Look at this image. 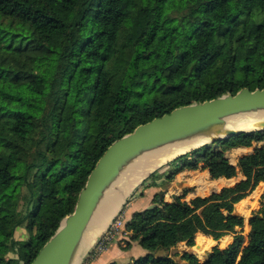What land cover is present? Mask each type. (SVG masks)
<instances>
[{"label": "trees", "instance_id": "trees-1", "mask_svg": "<svg viewBox=\"0 0 264 264\" xmlns=\"http://www.w3.org/2000/svg\"><path fill=\"white\" fill-rule=\"evenodd\" d=\"M245 87L264 88V0H0V264L34 260L116 139L178 106ZM170 164L166 182L199 168L213 180L241 178L190 200L191 187L172 200L157 191L125 217L127 246L136 240L149 252L123 264H264V193L248 236L236 212L264 181V131ZM19 227L27 239H15ZM198 233L233 240L204 260L170 255L181 242L194 247Z\"/></svg>", "mask_w": 264, "mask_h": 264}, {"label": "water", "instance_id": "water-1", "mask_svg": "<svg viewBox=\"0 0 264 264\" xmlns=\"http://www.w3.org/2000/svg\"><path fill=\"white\" fill-rule=\"evenodd\" d=\"M258 130L264 131V88L249 87L235 94L178 106L138 125L108 146L81 189L74 211L63 218L30 264H72L102 204L122 184L135 161L145 154L184 141L204 140L156 167L141 182L195 148Z\"/></svg>", "mask_w": 264, "mask_h": 264}, {"label": "crops", "instance_id": "crops-1", "mask_svg": "<svg viewBox=\"0 0 264 264\" xmlns=\"http://www.w3.org/2000/svg\"><path fill=\"white\" fill-rule=\"evenodd\" d=\"M248 151H251V148H238V149H235L233 151V156L235 157L234 159L231 158L232 162L236 163L237 162V158L242 155L243 153H246ZM232 154V153H231ZM192 172H199V173H202V172H207L208 175H210L209 173V170H202V168H199V169H186L180 173H178L175 177V179L171 182H166L165 181V176H162L159 181L155 182V184H153L154 186L149 188V189H142L140 191V196L139 198H135L136 199V202L139 203V205L136 206V208H134L130 214L128 215V210L125 212V215L127 216V219H129L132 214L137 211L136 209H141L142 210V207H144L143 205H147L146 207H148L149 204H152V200H153V197H154V194L157 192V191H160V190H163V191H166V195L169 196V197H166V200H172L173 199V196L175 195H178V194H181L183 189L187 188V187H194L196 185V183H194L193 179L190 180L189 177H187L186 175L187 174H190ZM241 178V176H238V177H233V178H225V177H221L219 179H221L222 181H229L230 183H228L229 185H232L234 184L236 181H238L239 179ZM196 180H198L196 178ZM148 181V178L146 180H144L143 182H141L140 184H138L136 187H134L131 191V193L126 197L125 199V202L122 204V207H126V205L130 202L131 200V197L135 194L136 191H138L141 186L145 185V183H147ZM152 183L150 182L148 184V187L151 185ZM261 188H260V191L262 193H264V181H262L261 183ZM259 184V185H260ZM258 185V186H259ZM257 186V187H258ZM147 187V188H148ZM255 193L254 195H256L257 193V190L255 189L254 190ZM253 191V192H254ZM252 192V193H253ZM190 193V192H189ZM250 194L249 196H247L246 198H244L243 200H241L240 202L242 203V201L244 202L245 200L251 198L253 196V194ZM262 195V194H261ZM131 196V197H130ZM196 196V195H195ZM130 197V199L128 200V198ZM133 198V197H132ZM193 198V197H192ZM187 199V198H186ZM132 201V200H131ZM128 202V203H127ZM135 202V201H134ZM238 202L236 204V212H239V214L242 215V213L238 210V207L237 205L240 203ZM126 203V205H124ZM135 204V203H133ZM124 207V209H125ZM145 207V208H146ZM259 207V204L257 206V208ZM256 208V209H257ZM117 213V212H116ZM252 215V214H251ZM114 216V215H113ZM113 218V217H112ZM111 218V219H112ZM110 219V220H111ZM246 219V218H245ZM110 222V221H109ZM109 222L106 224V227H104L103 231L101 232V234L105 231V229L107 228ZM18 230H16L17 232ZM249 231H250V224H249ZM16 234V233H15ZM99 234L98 237L101 235ZM130 235V232L128 234V237ZM227 236H231L232 237V240H233V234H229V235H226L224 236L223 238H221L220 240H214L212 237H209V236H206L202 233H198L197 236H196V245L198 243V248L201 247V243H200V240L201 239H204L205 243L208 244L209 246L213 247L215 244H219L221 247H225L227 246L229 243L223 245L221 243V240H223L225 237ZM97 237V239H98ZM123 237L126 238V235H123L121 236L119 239H117L114 243H112L110 245V247L104 251L102 254H100L99 256H97L96 258H92L90 259L88 257V253L89 251L91 250V248L94 246L95 242L93 243V245L91 246V248L88 250V252L83 256L82 258V261L80 264H114L115 262H119V264H123L125 262H128L130 261V259L133 257V253L134 252H137V253H140L142 251V249H144L138 241L136 240H132L131 244L129 246H125L124 242L122 241L123 240ZM127 237V238H128ZM96 239V240H97ZM195 245V247H196ZM135 246V247H134ZM129 248V250H128ZM190 248L192 247H189L185 242H181L176 248L172 249L171 250V254L172 256L176 255V257H181L182 253L184 251H190ZM133 249V251H132ZM212 249V248H211ZM191 252V251H190Z\"/></svg>", "mask_w": 264, "mask_h": 264}, {"label": "bare ground", "instance_id": "bare-ground-1", "mask_svg": "<svg viewBox=\"0 0 264 264\" xmlns=\"http://www.w3.org/2000/svg\"><path fill=\"white\" fill-rule=\"evenodd\" d=\"M203 142L204 140H191L172 144L145 154L135 161V163L129 168V174L122 184L118 186L114 192L109 194L107 199L102 204L91 229L85 234V239L77 251L72 264H80L83 256L91 248L98 235L101 234L104 227H106V224L110 221L113 215H115L116 212L121 209L122 204L124 203L126 197L131 193L132 189L138 185L141 180L149 174V172L179 153L184 152ZM206 243H203L200 248L196 247V250L203 252L205 249H207L208 244Z\"/></svg>", "mask_w": 264, "mask_h": 264}, {"label": "rangeland", "instance_id": "rangeland-1", "mask_svg": "<svg viewBox=\"0 0 264 264\" xmlns=\"http://www.w3.org/2000/svg\"><path fill=\"white\" fill-rule=\"evenodd\" d=\"M233 155L234 154L232 152V154H230V157L232 159L235 158ZM169 163H167V164L163 165L162 167H160L158 169L159 171L157 172V175L149 178L147 183H145V185L141 186V188L138 191L135 192V194L132 196L133 198L130 196L132 201L130 200L129 203L127 202L128 203L127 205H126V203L124 204V205H126V207L124 206L125 209H124V207H122L123 210H125V212L128 210V215L130 214V212L134 208H136L137 205H139V203L136 202V199L139 198L140 191L142 189H144V188L149 189V188L153 187L154 186L153 184H155V182L159 181V179L162 176H165L166 174L172 172L176 168V165H174V164H170L169 165ZM186 176L189 177L190 180L193 179L194 183H196V185L194 187H192L193 190L188 194L187 200H190L195 195H202V196L208 195L212 191L220 190L222 187H224L226 185H229L228 183H230L229 181H222L221 179H215L213 181V179L211 178L210 175H208L207 172H202V173L192 172L190 174H187ZM196 178L198 180H196ZM150 182L152 184L148 187V184ZM260 186H261V184L256 188V190H257L256 195H254V193H255V191H254L252 193L253 196L251 198H249V199L245 200L244 202L239 203L237 205L238 210L246 218V224H245V226L243 228V233L246 236H248V234H249V218L251 217L252 212L254 210H256V208H257V206L259 204V198H260V196L262 194V192L260 191V188H261ZM130 197L128 198V200L130 199ZM166 197H169V196L166 195ZM133 203H135V204H133ZM150 205L151 204H149L148 206H150ZM143 206L144 207H142V209H144L147 205H143ZM136 210L138 211V210H141V209H136ZM17 230L18 231L15 234V239H27L28 238V232H27V230L24 227H19ZM121 236H123V233H122ZM126 237H128V236H126ZM231 241H232V237L231 236H227L223 240H221V243L223 245H225V244H227V243H229ZM200 243L203 245V243H205L204 239H201ZM197 248L194 246V247L190 248V251L194 252L201 260H204L208 256V253H209V251H211L212 247L207 245V249H205L203 252L197 251L196 250ZM128 250H129V248H128ZM132 251H133V249H132ZM148 252H149L148 249H145V248L142 249V251L140 253L134 252L133 253V257L130 259V261L135 259V258H137V257L146 255ZM9 255L13 256V257H16L17 253L16 252H10ZM176 259L177 260H181V257L180 256L176 257ZM181 262L183 263L184 261H181ZM114 264H119V262H115Z\"/></svg>", "mask_w": 264, "mask_h": 264}, {"label": "built area", "instance_id": "built-area-1", "mask_svg": "<svg viewBox=\"0 0 264 264\" xmlns=\"http://www.w3.org/2000/svg\"><path fill=\"white\" fill-rule=\"evenodd\" d=\"M125 210L121 208L118 213L111 220L105 231L98 237L94 246L88 253L90 259L96 258L104 251H106L112 243L119 239L123 235L128 236L129 231L125 228ZM127 238V237H126ZM123 237V242L127 246V240Z\"/></svg>", "mask_w": 264, "mask_h": 264}]
</instances>
